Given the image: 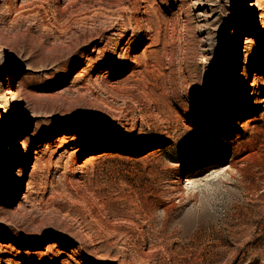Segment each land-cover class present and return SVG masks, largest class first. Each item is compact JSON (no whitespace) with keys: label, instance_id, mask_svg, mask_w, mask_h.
<instances>
[{"label":"rangeland","instance_id":"obj_1","mask_svg":"<svg viewBox=\"0 0 264 264\" xmlns=\"http://www.w3.org/2000/svg\"><path fill=\"white\" fill-rule=\"evenodd\" d=\"M0 264H264V0H0Z\"/></svg>","mask_w":264,"mask_h":264}]
</instances>
